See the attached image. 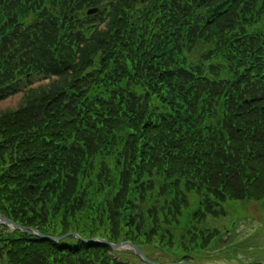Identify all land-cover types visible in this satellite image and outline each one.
Returning <instances> with one entry per match:
<instances>
[{
	"label": "trees",
	"instance_id": "trees-1",
	"mask_svg": "<svg viewBox=\"0 0 264 264\" xmlns=\"http://www.w3.org/2000/svg\"><path fill=\"white\" fill-rule=\"evenodd\" d=\"M26 88L0 112L18 224L200 262L209 216L264 203V0H0V100ZM0 264L148 263L0 225Z\"/></svg>",
	"mask_w": 264,
	"mask_h": 264
},
{
	"label": "rangeland",
	"instance_id": "rangeland-1",
	"mask_svg": "<svg viewBox=\"0 0 264 264\" xmlns=\"http://www.w3.org/2000/svg\"><path fill=\"white\" fill-rule=\"evenodd\" d=\"M53 79L54 77L36 76L30 87L44 86ZM28 88L0 100V112L20 107ZM235 210L236 213H229L226 216L208 217L207 221L217 228L229 226L235 220L237 224L231 231L232 234L224 235V241H220L217 245L214 244L202 254L203 258L199 264H243L242 261H264V203L245 201L235 207ZM242 213H248V215ZM229 246L235 247L229 249Z\"/></svg>",
	"mask_w": 264,
	"mask_h": 264
},
{
	"label": "water",
	"instance_id": "water-1",
	"mask_svg": "<svg viewBox=\"0 0 264 264\" xmlns=\"http://www.w3.org/2000/svg\"><path fill=\"white\" fill-rule=\"evenodd\" d=\"M90 12H92V11H90ZM0 223H2V224H7V225H9V226H11V227H13V228H17V229H26L27 230V228H25V227H23V226H21V225H19V224H17V223H15V222H13L12 220H9L8 218H6V217H4V216H2L1 214H0ZM34 230V233L35 234H37V235H39L40 237H44V238H50V239H53V240H55V241H59V240H62V239H64V238H66L68 235H75L76 237H78L79 239H82L80 236H79V234H77V233H68V234H65V235H62V236H58V237H52V236H46L45 234H43V233H41L40 231H38L37 229H33ZM83 241H100V242H102V243H107V244H109V245H111L114 249H117V250H120V249H126V248H128V249H134V250H136L137 251V253L146 261V262H148V263H150V264H158V263H155V262H153V261H151L145 254H144V252L140 249V247L138 246V245H136V244H134L133 242H130V241H124V242H120V243H112V242H109V241H107V240H105V239H103V238H94V239H90V240H88V239H82Z\"/></svg>",
	"mask_w": 264,
	"mask_h": 264
}]
</instances>
